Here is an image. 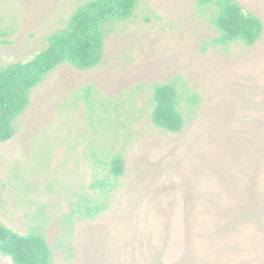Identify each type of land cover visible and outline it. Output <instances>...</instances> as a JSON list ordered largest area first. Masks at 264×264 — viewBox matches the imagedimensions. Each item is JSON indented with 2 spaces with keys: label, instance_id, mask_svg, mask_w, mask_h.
Listing matches in <instances>:
<instances>
[{
  "label": "rangeland",
  "instance_id": "obj_1",
  "mask_svg": "<svg viewBox=\"0 0 264 264\" xmlns=\"http://www.w3.org/2000/svg\"><path fill=\"white\" fill-rule=\"evenodd\" d=\"M89 1L0 0V69ZM237 2L262 22L253 45L220 43L208 0H139L106 25L98 65L62 64L33 87L0 142V222L44 234L52 264H264V0ZM165 82L177 133L152 121Z\"/></svg>",
  "mask_w": 264,
  "mask_h": 264
},
{
  "label": "trees",
  "instance_id": "obj_2",
  "mask_svg": "<svg viewBox=\"0 0 264 264\" xmlns=\"http://www.w3.org/2000/svg\"><path fill=\"white\" fill-rule=\"evenodd\" d=\"M139 0H91L72 15L69 24L54 33L46 47L25 62H15L0 69V142L10 140L15 120L30 105V91L62 64L87 70L98 65L105 53V27L109 22L131 18ZM216 7L214 26L218 41L226 44L242 40L255 44L262 35L261 20L246 11L237 0H208ZM152 121L155 126L177 133L185 118L179 110L178 91L173 82L154 86ZM121 154L111 162L115 177L124 173ZM105 182H99L104 188ZM92 210V209H91ZM99 208H93L98 211ZM0 252L15 264H52L53 250L44 234L37 230L21 233L0 222Z\"/></svg>",
  "mask_w": 264,
  "mask_h": 264
}]
</instances>
